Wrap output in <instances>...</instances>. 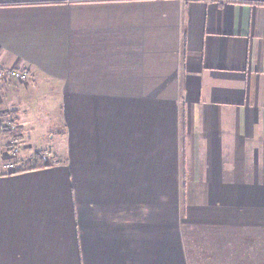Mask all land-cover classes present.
Here are the masks:
<instances>
[{"label": "crops", "instance_id": "crops-1", "mask_svg": "<svg viewBox=\"0 0 264 264\" xmlns=\"http://www.w3.org/2000/svg\"><path fill=\"white\" fill-rule=\"evenodd\" d=\"M11 67L0 264H264V0H0Z\"/></svg>", "mask_w": 264, "mask_h": 264}, {"label": "built area", "instance_id": "built-area-1", "mask_svg": "<svg viewBox=\"0 0 264 264\" xmlns=\"http://www.w3.org/2000/svg\"><path fill=\"white\" fill-rule=\"evenodd\" d=\"M0 81H16L19 83H26L28 81V73L26 70H18L12 67L0 68ZM11 151L13 156H17L19 153V146L16 144ZM13 171L14 166L11 163H0V176Z\"/></svg>", "mask_w": 264, "mask_h": 264}, {"label": "trees", "instance_id": "trees-1", "mask_svg": "<svg viewBox=\"0 0 264 264\" xmlns=\"http://www.w3.org/2000/svg\"><path fill=\"white\" fill-rule=\"evenodd\" d=\"M38 158H39V159L43 158L42 154H38ZM32 160H35V158L32 159ZM13 166H14V171H13L14 173H15V172H20V171L24 170V169H17L15 165H13ZM31 168H32V169H35V168H38V166H34V167H31ZM31 168H30V169H31Z\"/></svg>", "mask_w": 264, "mask_h": 264}]
</instances>
